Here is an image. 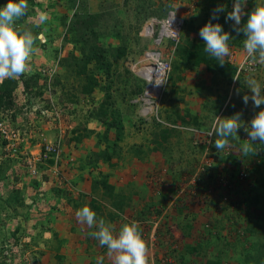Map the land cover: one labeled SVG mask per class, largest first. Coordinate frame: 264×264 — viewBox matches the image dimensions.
Returning a JSON list of instances; mask_svg holds the SVG:
<instances>
[{
  "label": "rangeland",
  "instance_id": "obj_1",
  "mask_svg": "<svg viewBox=\"0 0 264 264\" xmlns=\"http://www.w3.org/2000/svg\"><path fill=\"white\" fill-rule=\"evenodd\" d=\"M82 1L89 12L102 11L108 14L104 16L108 19L106 23L116 25L114 30L121 36L120 43L126 44L127 54L118 61L117 67L109 68V79L128 77L124 72V68H128L148 84L142 74L144 68L164 67L167 70L159 93L155 98H149L148 104L144 101L147 99L144 92L131 101L128 100L135 105L134 109L128 107L127 95L123 96L124 101L121 95L116 94V105L123 123V138L118 143L120 158L113 157L109 164L99 161L90 167L92 155L104 148L105 143L97 146L98 135L103 132V127L97 126L94 121L86 122L85 116L87 110L101 99L102 93L96 91L90 98H79L77 103L70 101L67 90H71L67 86L73 81L72 74L59 67L58 58L44 57L41 49L36 48L28 71L24 74L27 78L40 75L35 87L24 92L17 77L19 82L14 92L15 108L0 111V123L8 122L18 132V141L8 149L0 138V162H7L9 166L5 172L6 181L0 183V196L6 198L11 190H19L23 200V206H17L16 212H0L3 214L0 222V246L3 248L0 264H58L56 255L63 257L62 264H97L98 258L107 249L88 235L94 228H88L81 234L88 240L93 239L92 244H88L87 254L83 247L74 245L56 251L53 247L55 242L49 244V241L51 233L62 227L57 216L64 211L65 206H69L66 198L69 197L74 206L83 204L91 208V182L100 180L97 178L100 177L101 170H108L112 174L114 172L120 176L119 179L127 178L130 184L122 189L125 193H120V198L113 196L114 188L107 184L109 196L104 197V200L99 196L96 198L97 202L101 201L100 210H93L97 214V220L104 219L106 224L116 230L122 224L136 223L149 251H152L154 264H252V257L257 261L262 260L261 264H264V195L259 186L260 176L264 175V153L258 151L256 155H243L241 152V145L248 139L244 127H249L254 115L264 109V105L254 107L251 100L245 105L242 97L245 94L251 96L247 85L250 78L260 83L264 95V65H259L249 73H234L228 83L227 76L230 73L225 70V64L236 66L247 54L243 47L244 39L234 44V35L229 32L232 37L228 41L230 55L224 58L222 66L219 64L217 69L204 63L192 66L190 61L181 59L171 80L167 81L168 73L171 72L170 62L174 59L173 47L165 42L158 45L155 37L144 34V31L150 33V26H155L153 23L161 20L151 17L145 21V15L151 10L160 11L169 6L170 11H174L182 20L191 21L193 27L200 29L209 21L208 18L217 6H224L225 10L232 9L234 0H145L141 5L137 0ZM150 1L153 5L148 3ZM39 2L42 9L36 10L35 16L27 17V23L37 25L51 11L57 13L65 7L63 0ZM48 3H55V7L48 8ZM249 3H253V7H249ZM258 5H264V0H247L244 10L250 13ZM221 13L224 11L219 14ZM246 21L247 15H244L241 25ZM37 36L40 37V42L44 41L42 33ZM187 38L192 42H200L197 32H189ZM106 40L104 43L120 44L119 39L112 35ZM59 41L61 40L57 39L55 43L58 44ZM178 43L181 47L187 45V41L183 40ZM71 48V44H64L58 57H64ZM214 61L218 63L215 58ZM97 77L103 81L108 74L99 70ZM116 86H123V83L116 81ZM199 86L202 87L197 91ZM145 88L146 86L143 91ZM175 105L180 115L185 116V110L190 116L198 118L201 126L195 128L180 121L174 124L167 121L166 117ZM218 105H221V110L216 115L213 111ZM238 113L242 126L235 138H228L229 146L224 149V155V150L218 152L214 149L215 135L209 139L207 132L217 116L225 118ZM83 129L87 132L89 130L88 135L76 141L74 138L77 133L74 130L81 132ZM163 129L176 131L169 134L165 141L160 135V130ZM113 136L114 132L111 130L108 138ZM57 141L60 144L57 159L50 156L48 162L44 160L40 166L41 176H30L24 166L25 154L36 151L37 144L39 146ZM155 143L159 146L153 151L151 148L152 145L156 147ZM132 145H140L144 150L147 148L146 155L138 158ZM212 153L213 160L206 158V162L210 169H214L213 180L217 182L213 183L214 189L211 192H206L212 183L206 181L210 169L201 157ZM222 155L225 159H221ZM230 156L233 157L227 159ZM234 157L239 163L233 164ZM124 169L131 170L125 171L126 174H119ZM239 170H243L246 175L242 180L235 178ZM222 176L223 180H220ZM185 181L189 182L188 185L195 186H187ZM34 182L39 186H35ZM193 188L194 191L191 192ZM56 193L60 196L59 199L55 196ZM126 195L128 200L125 199ZM180 195L186 199L180 198ZM178 196V200L175 199ZM116 202L121 205V209L116 207ZM34 205L36 211L28 212ZM182 206L186 209L183 214L167 213ZM77 208L73 209L77 211ZM36 213L38 215L35 218L42 215V219L37 222L39 231L34 229L33 218ZM110 215L116 218L111 220ZM180 217H184L181 221L183 225L192 217L196 226L189 235L181 230L183 238L178 236L180 232L175 234L178 230L174 228L181 224L177 222ZM248 220L260 227L262 231L259 235L244 232ZM152 228L154 232L151 233ZM79 234L80 231H76L74 238L79 237ZM46 236H49L48 239Z\"/></svg>",
  "mask_w": 264,
  "mask_h": 264
},
{
  "label": "trees",
  "instance_id": "obj_2",
  "mask_svg": "<svg viewBox=\"0 0 264 264\" xmlns=\"http://www.w3.org/2000/svg\"><path fill=\"white\" fill-rule=\"evenodd\" d=\"M63 1L65 2V4L63 3L65 7L59 10L57 13L51 11L46 19H43L40 23L35 25L27 23L26 18L35 16L36 10L42 9V4L39 2V0H28L26 14L16 21L15 27L17 31L30 30L35 36L40 33L43 34L44 41L40 42V40H37L35 47L41 49L44 57H50L52 59L58 58L59 67L67 69L68 73L72 74L71 76L73 81L67 86L68 89L71 90V92L67 90L68 99L70 101L77 103L79 98H90L96 91L102 93L101 99L93 107H90L89 110H87L85 121H94L97 126L100 125L103 127V132L98 135L97 146L101 145L102 142L105 143L104 148L92 155V161H90V163H92L90 167H93L94 164L99 161H102L104 164H109L113 157L120 158V148L118 143L123 138V123L121 120L120 110L116 105L115 96L116 94H119L121 95V99L124 100L123 96L127 95L129 99H125L127 101H131L132 98L144 92V86H146L147 83L144 79L135 76L128 68H124V72L128 75V77L120 78L118 75L119 77L109 79V68L112 66L117 67L118 61L127 54L125 42L120 43L121 36L116 29L114 30L116 25L110 26L108 23H106L108 19H105L104 16L108 14L105 12H89L86 6H84L82 0ZM137 1H140L141 5L144 4L145 0ZM7 2L8 0H0V7L4 6ZM148 3L153 5V2L151 1ZM54 4L55 3H48L47 7L50 9L54 8ZM248 5L249 7H253L254 4L249 3ZM168 7H163L160 11L157 9L151 10L145 15V21H147V19L149 20L151 17L156 19L164 18L168 11L171 10ZM230 11H232V9L226 8L224 13L218 14V19L212 21L214 24H221L224 31L233 33L235 38L233 43L238 44L239 40H242L245 37L242 32L237 34L236 31L233 30L232 25L234 24V21L226 22L225 17ZM210 18L211 16L208 18V20H210ZM182 22L181 33L178 41L176 43L168 40L165 41L166 44H169V46L173 47L172 54L174 55V59L170 62L171 72L168 73L167 81L171 80L172 74L177 70L181 59L190 61V65L192 66H197L201 63H204L207 64V66H213L216 69L219 67V63H215L214 58L210 57L204 51L205 45L201 38L200 42H192L191 40H188L187 36L189 35V32L199 33V29L197 27H193L191 25V21L182 20ZM243 25L244 24L241 26ZM105 31L107 33H105ZM109 35L118 38L120 44L112 45L111 43H104L106 38H109ZM57 39L61 40L59 41L60 45H58L59 43H55ZM180 40L185 42L187 41V45L181 47L178 43ZM64 44H71L72 48L64 57H58L59 50L62 49ZM176 58H178V60H176ZM225 65V70H227V73H230L227 76V82L229 83L234 73H236V68L231 65ZM99 70L105 72L106 75L108 74L106 80L102 81L97 77ZM39 77V74H35L28 78L24 76V74L19 76L18 78L20 79L22 85L21 88L23 91L26 92L29 88L35 87L34 85H36ZM54 79H56V77ZM116 81L122 82L123 86H116ZM18 82L19 81L17 78H7L0 82V111H10L15 108L14 92L18 87ZM114 86L116 87L113 88ZM201 87L202 86L197 87L196 90L199 91ZM176 97L179 98L178 96ZM130 101H128L127 105L129 108L132 107L134 109L135 105ZM220 110L221 105H218L215 107L213 113L217 115ZM184 115L185 116L179 114V111L175 105L171 109L170 115L166 117V120L171 121L173 124L176 123V121H180L183 124L190 125L195 128H199L201 126L200 120L196 117L190 116L185 110ZM111 130H113L114 136L113 138L109 139L108 135ZM74 131V133H77L74 138L76 141H79L80 138L88 135L89 132V130L87 132L85 129H83L81 132L77 130ZM175 131L176 130H160L161 139L166 141L168 139V135ZM155 144L156 147L152 145L151 148L153 151H156L157 147L159 146L158 143ZM255 146L259 152L263 151L264 153V145L259 144L257 141L255 142ZM131 147L138 158H143L144 155H146L147 148L144 150L140 145H132ZM214 149L216 148L214 147ZM232 157L233 156H230L227 159H231ZM223 158L225 159V157L222 155L221 159ZM236 160V157L232 159L233 164L239 163ZM50 162L51 161H49V163ZM262 166V170L264 172V160H262ZM8 168L9 166L7 165V162H0V183H4L6 181L5 172ZM213 176H215L214 169H210L206 181L213 183ZM98 182L100 183V181L95 180L91 182L90 191L93 193L92 197L95 193V187ZM34 184L35 186H39V184H36V182H34ZM103 186L104 190L101 198L104 200V197L109 196V187L107 186L106 182L103 183ZM259 186L263 190L261 191L264 195V175L260 176ZM23 191H25V186L23 187ZM21 193L22 192L19 190H11L6 198L0 196V212L6 210H13L16 212L18 208L17 206L22 207L23 200L22 197H20ZM105 200H108V198ZM262 200L264 202V196L262 197ZM100 204L101 201L97 202V200L94 198H90L89 205H91L92 210L99 211L101 208ZM116 207L121 209V205L118 203L116 204ZM115 218V216L110 215L111 220ZM259 228L260 227L256 223L248 220V224L246 225L244 232H247L253 236H257L262 231ZM45 229L46 228H44V230ZM51 236L52 238L49 242L52 243V241H54L55 243L53 247L56 251H58L63 240L58 238L56 231L52 232ZM255 238L258 240V237ZM1 253H3V248L0 246V254ZM55 259L58 264H62L61 262L63 257L61 255H56ZM250 261L252 264H261L262 262V260L257 261V259L254 257H252Z\"/></svg>",
  "mask_w": 264,
  "mask_h": 264
},
{
  "label": "clouds",
  "instance_id": "obj_3",
  "mask_svg": "<svg viewBox=\"0 0 264 264\" xmlns=\"http://www.w3.org/2000/svg\"><path fill=\"white\" fill-rule=\"evenodd\" d=\"M246 3L247 0H234L232 11L227 13L225 20L226 22L234 21L232 25L233 30L237 34L241 32L244 34L243 47L248 59L253 64L259 63L264 65V5H258L250 13H246L244 10ZM27 8L28 0H8L4 6L0 7V82L7 78H17L25 74L28 71L31 57L37 50L35 44L40 37L35 36L30 30L17 31L15 27L16 21L25 16ZM223 11H225L224 6H217L213 10L210 20L199 29V36L205 45L204 51L210 57L215 58L221 66L225 63L224 58L230 55L228 41L232 37L228 32L223 30L221 24H214L212 20L218 19V14ZM244 15H247V21L241 26V19ZM42 19H46V17H42ZM233 66L236 68L235 65ZM247 85L251 91V96L245 94L242 97L243 103L247 105L249 100H251L253 106L256 108L264 105V95H262L260 83L250 78L247 80ZM0 124L5 125L7 129L14 130L16 134L18 133L16 129L11 127L10 123L5 122ZM249 125V127H244L248 139L241 145V152L243 155H256L259 150L255 146V142L258 141L259 144L264 145V109H261L254 115ZM241 126L239 113L225 118L217 116L207 135L209 139L215 135L214 146L220 152L229 146L228 138H235ZM0 138L3 145H6V148L10 146L1 137V134ZM17 141L18 136L15 143ZM223 154H226L225 150ZM211 155L204 154L201 157L204 158L207 167L210 165L206 161L209 158H211V161L213 160V156ZM45 161L47 162V160ZM42 164L43 162L36 165L38 177L41 176L40 166ZM245 176L243 170H239L235 178L242 180ZM220 180H223V176ZM215 182L217 180H213V183ZM213 183L208 186L206 192H211L214 189ZM186 184L190 187L195 186L188 185L189 182L185 181ZM190 191H194V188ZM2 197L5 198V196ZM178 198L179 196L175 199L178 200ZM180 198L186 199L183 196ZM34 211H36L35 205L33 208L28 209L30 213ZM75 216L80 224L86 225L90 229H95L89 232L88 235L97 240L101 247H106L107 258L110 264H149V248L142 238L136 223L122 224L119 230H116L106 224L104 219L97 220V214L87 205L78 209ZM2 217L3 214L0 213L1 221ZM104 260L105 257L101 256L98 258L97 264H104Z\"/></svg>",
  "mask_w": 264,
  "mask_h": 264
},
{
  "label": "crops",
  "instance_id": "obj_4",
  "mask_svg": "<svg viewBox=\"0 0 264 264\" xmlns=\"http://www.w3.org/2000/svg\"><path fill=\"white\" fill-rule=\"evenodd\" d=\"M127 166V165H126ZM128 168H131V166H129ZM131 170V169H130ZM130 170H127V169H124V171H123V173L121 172V171H119V174H126V172L125 171H128V172H130ZM103 175H105V176H103ZM103 176V177H102ZM120 178V176L119 175H115V173L113 172V174L112 173H109V171L108 170H101V174H100V177L99 178H97V180H99L100 181V183L98 182V184L96 185V189H95V193H96V197L93 195V197L92 196H89V199L90 198H94L95 200H96V198L99 196V197H102V193H103V190H104V186H103V183H105L106 182V184H108V186H110L111 188L113 187L114 188V191H113V196H118V197H121V195H120V193H125L122 189H124L125 188V186H128L129 184H130V180L129 179H127V178H122V179H119ZM113 190V189H112ZM98 194V195H97ZM88 195V194H87ZM56 197L59 199L60 198V196H58L57 194H56ZM62 198H63V196H62ZM64 199V198H63ZM67 200H66V203L69 205V206H65V208H64V211H62L60 214L58 213V216H57V220L59 221V223H61L62 224V227H60V230H58V231H56V232H58L57 233V235H58V238H61L62 240H63V242H62V245H61V250L64 248V247H67V246H72V245H74V246H77V247H83L84 248V250H85V254H87V250H88V247H89V245H91L92 244V242H93V239H86V238H84L81 234L84 232V231H87L88 230V227L86 226V225H82V224H80L78 221H77V218L74 216L75 215V213H76V211L74 210L76 207H78L77 209H80V208H82L81 206H83V204H81V206H74V205H72V201L70 200V198L68 197V198H66ZM125 199H127L128 200V195H126L125 196ZM130 200H132V196L130 197ZM88 203V201H86V204ZM74 208V209H73ZM125 208V207H124ZM183 207H181V208H178V210H174L173 212H167V213H170V214H173V215H178V213L180 212V214H183L184 213V211L186 210L185 208H183V210H180V209H182ZM165 212V211H164ZM37 213H36V215L34 216V229H36V230H38L39 231V227L37 226V222H39V220H41L42 219V215L40 214V216H39V218H35V217H37ZM180 219V221H178V219H177V222H181L183 219H184V217H180L179 218ZM193 220V218L191 217V218H189V220H187L186 221V225H183V223L181 222V224H177V225H175V230L177 229L178 230V232L177 233H175V234H179V232H180V234L178 235V236H180L181 235V230L184 232V233H186V234H188V233H190V232H192V230L194 229V228H196V226H195V223L192 221ZM44 221H46V218H45V220ZM44 221H43V223H42V226L43 225H45L44 224ZM74 227H77V230H74ZM43 228H46V227H44L43 226ZM199 228H200V225H199ZM90 229V228H89ZM66 230H69L68 232L66 231ZM175 230H174V232H175ZM76 231L77 232H79L80 231V234H79V237H77V238H74V236H75V234H76ZM63 232H64V234H63ZM152 232H154V228H152L151 229V233ZM65 234H68V235H65ZM190 234H192V233H190ZM189 235V234H188ZM187 235V236H188ZM186 236V237H187ZM48 237L49 236H46V238L48 239ZM181 238H183L182 237V235L180 236ZM185 237V238H186ZM40 240H42V239H40ZM44 240H46L45 239V237H44ZM184 240H186V239H184ZM42 242V241H41ZM49 244H53V243H49ZM89 244V245H88ZM152 245V244H151ZM37 247V246H36ZM35 247V248H36ZM185 248V247H184ZM71 249L73 250V248L71 247ZM186 250H187V248H186ZM152 252V251H151ZM150 251H149V255H151L150 257H148L149 258V263L151 264H154L153 262H154V259H152V253H151ZM151 253V254H150ZM41 256H44V254L43 255H41ZM103 257H105V263H108V264H110V261L108 260V258H107V251L105 252V254L103 255Z\"/></svg>",
  "mask_w": 264,
  "mask_h": 264
},
{
  "label": "built area",
  "instance_id": "obj_5",
  "mask_svg": "<svg viewBox=\"0 0 264 264\" xmlns=\"http://www.w3.org/2000/svg\"><path fill=\"white\" fill-rule=\"evenodd\" d=\"M182 23V19L174 12L170 11L163 19L157 21L156 23H153L155 25V29L150 26V33H146L144 31V34L150 37H155L158 45L165 42L166 40L176 43L180 37ZM259 65L261 64H253L248 59L246 54L243 57L242 61L236 65V74H239L241 71H244L246 73L252 72L256 70ZM161 68L163 69V74L165 75L167 69H165L164 67ZM0 134L1 137L9 143V147H12V144H14L17 140L16 132L14 130L7 129L3 124H0ZM58 149L59 142L57 141L54 143H45L44 145H39L38 149L35 152L32 151L26 154L24 158V166L28 169L29 175L32 177H35L37 175L36 165L42 163L43 160H47L48 158H50V156H54L56 159L59 153Z\"/></svg>",
  "mask_w": 264,
  "mask_h": 264
},
{
  "label": "bare ground",
  "instance_id": "obj_6",
  "mask_svg": "<svg viewBox=\"0 0 264 264\" xmlns=\"http://www.w3.org/2000/svg\"><path fill=\"white\" fill-rule=\"evenodd\" d=\"M142 74L148 82L144 91V95L147 97V99H144V101L146 104H148L149 98H155L159 93L162 86L164 74L161 67H146L143 69Z\"/></svg>",
  "mask_w": 264,
  "mask_h": 264
},
{
  "label": "water",
  "instance_id": "obj_7",
  "mask_svg": "<svg viewBox=\"0 0 264 264\" xmlns=\"http://www.w3.org/2000/svg\"><path fill=\"white\" fill-rule=\"evenodd\" d=\"M153 29H155V27L153 26Z\"/></svg>",
  "mask_w": 264,
  "mask_h": 264
}]
</instances>
